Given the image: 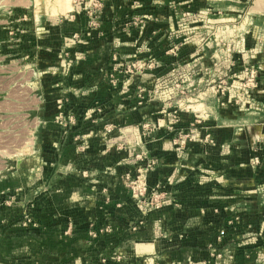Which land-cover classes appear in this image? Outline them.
Wrapping results in <instances>:
<instances>
[{
    "label": "crops",
    "instance_id": "1",
    "mask_svg": "<svg viewBox=\"0 0 264 264\" xmlns=\"http://www.w3.org/2000/svg\"><path fill=\"white\" fill-rule=\"evenodd\" d=\"M223 4L227 20L241 12L248 23H242L240 52L220 60L229 62L232 73L233 61L256 62L264 78V0ZM157 9V18L143 19L127 34L122 20L106 29L105 10L91 24L83 8L72 7L64 19L49 14L55 17L37 28L40 152L21 157L0 177V237L15 264L33 259L58 264L59 253L73 249L81 259L113 253L123 264H264V82L255 91L257 107L225 100L203 126L197 125L199 132L209 133V141L197 133L184 148L173 129L191 114L171 122L161 104L149 98L138 106L132 86L141 78L138 73L125 75L130 84L108 83L111 48L128 60L141 56L143 44L150 52L155 45H169V22L175 28L176 20L166 5ZM251 30L256 36H250ZM125 46L131 54L124 53ZM180 46L181 62H203L195 43ZM150 78H145L148 83ZM58 100L66 115L76 117L70 132L57 121ZM144 120L153 122L146 132ZM80 133L82 138L74 140ZM128 172H144L149 188L161 184L168 193L162 208L134 230L141 215L124 184ZM26 215L38 224H19ZM41 224L52 229L41 231ZM103 225L109 231L93 237L89 230ZM63 226L68 229L64 235Z\"/></svg>",
    "mask_w": 264,
    "mask_h": 264
},
{
    "label": "rangeland",
    "instance_id": "2",
    "mask_svg": "<svg viewBox=\"0 0 264 264\" xmlns=\"http://www.w3.org/2000/svg\"><path fill=\"white\" fill-rule=\"evenodd\" d=\"M54 1L0 0V168L4 166H12L13 168L14 163L21 157L40 152L41 142L38 140V135L43 121L38 111L43 95L38 85L36 63L37 28L51 17L56 16L57 19H64L70 15L71 12H61V8L66 4L71 5L72 10L83 8L91 24L97 23L100 16L104 15L105 10V19L108 22L106 29L113 28L115 19L122 20V31L126 34L135 25L133 24L134 21L138 23L149 16L157 18L158 7L163 11V5H166L168 10L172 11L177 27H172L169 22L167 42L171 46L168 45L163 48L161 45H155L152 48V53L142 43L143 46L139 47L138 52V55L141 56L127 58L128 60L119 58L120 51L117 47L111 48L109 52V61L111 62L109 64L111 71H113V67L116 70L112 77L109 73L108 83L114 85L122 80L123 85L130 84L131 80L125 78V75L138 73L141 78L132 85L137 91L138 106H143L146 98H149L151 101L157 102L158 106L161 104V108H163L161 112L166 113L171 122L177 121L176 119L182 122L191 114L192 117L186 120V124L180 127L175 125L173 131L176 132V139L189 131L193 138L197 133L209 135V133H205V130L199 132L200 126L197 127V125L203 126L204 119L213 116L215 114L214 108L217 105H224L225 100L232 101L238 106H243L246 103L250 107L258 106L259 96L257 95L259 94L255 91L259 83L264 82V78L258 74L261 68L257 66V63L249 60L233 61L234 73H232L228 68L229 62L220 60V58H225L226 54L235 53L237 55L240 52L237 43L243 38L242 23H248L244 18L245 15L243 16L241 12H235L234 17L227 20L226 14L222 10L224 0L221 2L220 0H218L219 2L207 0L210 5L203 4L202 0V2L199 0H57L55 4L61 8L55 16H50L47 9H49V4L51 7ZM234 8L239 11L241 6L235 5ZM115 9L121 10V15L117 12L113 13ZM160 12L157 14L159 15ZM226 25L230 28L226 29ZM229 33H233L232 36L230 34L229 37ZM256 34L255 31L251 30L250 36H256ZM154 37L156 36L154 35ZM185 42H193L197 45L195 54L201 51L204 56L203 62L197 60L184 63L178 59V53L182 47L180 45ZM129 48L131 47L125 46L123 50L125 54H131ZM214 50H217V54L210 58ZM113 55L116 56L115 60L112 59ZM152 74H154V78ZM148 76H151L150 83L145 79ZM147 85L148 87H146ZM37 118L40 125L35 128ZM57 121H63V118H58ZM142 123L145 132L152 129L153 122L151 120H144ZM62 128L63 130L66 129L63 126ZM67 132H70V129ZM190 141L181 143V146L186 147ZM76 145L82 147L85 143L79 142ZM132 176H139L138 179L143 180L146 187L143 195L134 196L131 189L125 186L135 199L136 208L141 215L139 221L132 225L131 229L134 230L144 224L147 214L162 208L161 205L159 208L143 210L138 206L139 200H149L151 191L156 189L159 194L158 198L163 204L168 198V193L164 188H155L157 184L149 188L144 172ZM124 177L125 174L123 179ZM19 224L30 227L37 225L38 222H33L26 215L25 219L24 217L19 219ZM63 227L61 231L64 235L68 229ZM2 228L3 226H0V236L2 235ZM39 228L41 231L52 229L46 224H41ZM109 228V226L103 225L98 229H90L89 231L94 233L92 235L95 237L99 233L105 234ZM48 238L47 243L50 245L52 238ZM59 244L63 246L60 242ZM30 248L35 250L33 246ZM5 249L0 237V264H15L16 259L12 256H6ZM59 254L62 257L58 264H99L97 261L101 264L122 263L120 260L122 258L113 253L90 256V259H81V256L74 249ZM213 255L220 259L222 253L216 251ZM247 255L250 256V253ZM30 261L24 264H44L38 260V262H34V259ZM93 261L95 262L93 263Z\"/></svg>",
    "mask_w": 264,
    "mask_h": 264
},
{
    "label": "built area",
    "instance_id": "3",
    "mask_svg": "<svg viewBox=\"0 0 264 264\" xmlns=\"http://www.w3.org/2000/svg\"><path fill=\"white\" fill-rule=\"evenodd\" d=\"M133 24H137V21H134ZM112 59L115 60L116 56L113 55ZM113 71H111L110 73V77H112V75L114 74L116 68L113 67L112 69ZM59 102V112H58V118H63V121H59V123L66 128L65 130H69L72 128V126L75 125L76 123V117L74 114H70L65 116L66 114L63 111L62 107H61V102L60 100H58ZM40 125V121L37 118L36 120V124H35V128H37ZM190 132V131H189ZM186 133L182 136H180L179 139H177V144L181 145V143H186L187 140H191L193 139V136H191L190 134ZM192 132V130H191ZM79 138H82V135L77 134L74 137V140H78ZM206 141H209V135L206 134L205 138ZM4 152V151H2ZM14 159V158H13ZM10 169H12V166H4L0 168V174L5 172V171H9ZM139 176L133 177L131 174L129 173H125V177H124V183L125 186L128 187L129 189H131L132 193L134 194V196H138V195H143V193L146 191V187H145V183L143 182V180L138 179ZM155 188L160 189L163 188L161 184H157L155 186ZM164 194V193H162ZM158 193L156 192V189L153 191H151V195H150V199L147 201H143V200H139V208L143 209V210H147V209H152V208H159L162 205V201L158 198Z\"/></svg>",
    "mask_w": 264,
    "mask_h": 264
},
{
    "label": "bare ground",
    "instance_id": "4",
    "mask_svg": "<svg viewBox=\"0 0 264 264\" xmlns=\"http://www.w3.org/2000/svg\"><path fill=\"white\" fill-rule=\"evenodd\" d=\"M54 1V0H53ZM57 1V0H56ZM56 1H54L53 2V4L51 5V7H50V4H49V9H47V10H49L48 12H50V14H55V13H57L58 11H59V9L61 8L58 4H55L56 3ZM66 1V0H65ZM70 1V0H69ZM51 3V2H50ZM58 3V2H57ZM66 4V3H65ZM72 4V3H71ZM46 8H47V6H46ZM71 8V5H69V4H66V5H64L62 8H61V12H65V10H67V9H70ZM44 12H45V10H44ZM196 106V105H195Z\"/></svg>",
    "mask_w": 264,
    "mask_h": 264
},
{
    "label": "trees",
    "instance_id": "5",
    "mask_svg": "<svg viewBox=\"0 0 264 264\" xmlns=\"http://www.w3.org/2000/svg\"><path fill=\"white\" fill-rule=\"evenodd\" d=\"M74 126H72V128H73ZM72 128L70 129V131L72 130Z\"/></svg>",
    "mask_w": 264,
    "mask_h": 264
}]
</instances>
